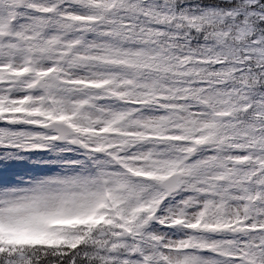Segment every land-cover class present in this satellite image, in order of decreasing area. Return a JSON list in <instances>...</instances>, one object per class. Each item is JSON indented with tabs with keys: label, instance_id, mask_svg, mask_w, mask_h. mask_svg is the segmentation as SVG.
<instances>
[{
	"label": "snow or ice",
	"instance_id": "6c2138e0",
	"mask_svg": "<svg viewBox=\"0 0 264 264\" xmlns=\"http://www.w3.org/2000/svg\"><path fill=\"white\" fill-rule=\"evenodd\" d=\"M0 264H264V0H0Z\"/></svg>",
	"mask_w": 264,
	"mask_h": 264
}]
</instances>
